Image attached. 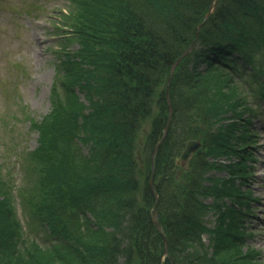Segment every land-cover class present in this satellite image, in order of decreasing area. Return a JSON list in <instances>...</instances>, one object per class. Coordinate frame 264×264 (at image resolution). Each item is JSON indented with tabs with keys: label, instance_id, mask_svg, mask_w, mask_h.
<instances>
[{
	"label": "trees",
	"instance_id": "obj_1",
	"mask_svg": "<svg viewBox=\"0 0 264 264\" xmlns=\"http://www.w3.org/2000/svg\"><path fill=\"white\" fill-rule=\"evenodd\" d=\"M211 1H70L61 23L80 48L66 55L71 69L52 88L50 113L30 119L38 147L27 153L16 194L25 218L54 242L43 247L24 238L10 180L0 174V264H170L152 219L150 159L168 116L171 65ZM244 77L249 83L241 87ZM170 98L154 166L172 263L258 264L253 249H240L236 230L220 221L207 229L204 217L224 207L223 197L244 201L233 178L209 175L218 166L207 157L247 158L231 144L234 128L244 135L245 126L221 122L227 112L256 113L264 101V0H218L175 70ZM188 140L201 148L183 168L177 159ZM245 170L242 162L228 168L241 179Z\"/></svg>",
	"mask_w": 264,
	"mask_h": 264
},
{
	"label": "rangeland",
	"instance_id": "obj_2",
	"mask_svg": "<svg viewBox=\"0 0 264 264\" xmlns=\"http://www.w3.org/2000/svg\"><path fill=\"white\" fill-rule=\"evenodd\" d=\"M65 1L0 0V163L14 181L22 178L25 171L14 155L37 145L36 132L29 130V123L23 118L32 115L39 118L49 111L54 61L59 59L54 53L59 38L50 21L57 17V10ZM72 47L75 49L76 45ZM252 129L257 135L258 149L253 153L254 161L246 162L252 172L246 185L251 197L258 198L255 204L251 201L255 208L253 222L249 221L256 232L243 242L259 251V264H264V111L252 121ZM216 174L223 177L225 173ZM16 209L32 238L39 243L51 242L38 225L29 228L24 224L18 204Z\"/></svg>",
	"mask_w": 264,
	"mask_h": 264
},
{
	"label": "water",
	"instance_id": "obj_3",
	"mask_svg": "<svg viewBox=\"0 0 264 264\" xmlns=\"http://www.w3.org/2000/svg\"><path fill=\"white\" fill-rule=\"evenodd\" d=\"M189 50H190V48H188V49L182 54V56H180V57L178 58L177 61H179L183 56H185V55L188 53ZM175 63H177V62H175ZM172 71H173V69H172ZM169 80H170V78H169ZM168 85H169V81H168ZM168 85H167V93H168ZM170 112H171V111H170V104H169V113H170ZM167 129H168V123H167V125H166L164 135L166 134ZM197 146H198L197 143L192 142V141L189 142V143L187 144L186 149L183 151L181 158H182V159H186V158L190 155V153H191L192 151L195 150V148H196ZM157 147H158V145L156 146V148H157ZM152 175H153V174H152ZM153 192H154V191H153ZM155 199H156V197H155ZM152 211H153V218L157 221L156 202H155L154 205H153V209H152ZM157 224H158V222H157ZM158 229L160 230V226H159V224H158ZM165 252H166V247H165Z\"/></svg>",
	"mask_w": 264,
	"mask_h": 264
}]
</instances>
